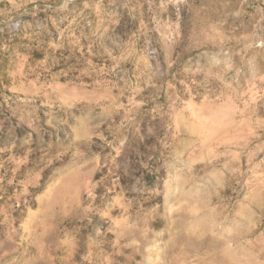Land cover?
Wrapping results in <instances>:
<instances>
[{
	"label": "rangeland",
	"instance_id": "obj_1",
	"mask_svg": "<svg viewBox=\"0 0 264 264\" xmlns=\"http://www.w3.org/2000/svg\"><path fill=\"white\" fill-rule=\"evenodd\" d=\"M0 264H264V0H0Z\"/></svg>",
	"mask_w": 264,
	"mask_h": 264
}]
</instances>
